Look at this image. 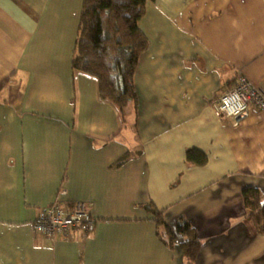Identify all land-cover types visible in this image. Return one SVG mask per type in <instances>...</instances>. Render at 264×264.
<instances>
[{"label":"crops","instance_id":"crops-1","mask_svg":"<svg viewBox=\"0 0 264 264\" xmlns=\"http://www.w3.org/2000/svg\"><path fill=\"white\" fill-rule=\"evenodd\" d=\"M83 1L0 0V264H185L151 205L197 229V264H264L243 196L264 201V110L236 123L214 108L240 76L264 88V0L149 1L125 122L72 67ZM56 201L88 205L85 240L34 232Z\"/></svg>","mask_w":264,"mask_h":264},{"label":"trees","instance_id":"trees-1","mask_svg":"<svg viewBox=\"0 0 264 264\" xmlns=\"http://www.w3.org/2000/svg\"><path fill=\"white\" fill-rule=\"evenodd\" d=\"M149 1L156 0L83 1L72 67L97 79L100 97L117 108L124 122L139 107L135 72L141 56L149 49L139 22ZM127 160L124 157L120 164ZM207 161V156L197 149L187 152L189 165L203 166ZM243 196L250 225L255 233L264 234V201L260 190L245 189ZM149 210L155 216L162 241L170 249L180 248L185 264H197L202 242L193 224L181 216L174 231L165 222V211L153 205Z\"/></svg>","mask_w":264,"mask_h":264},{"label":"built area","instance_id":"built-area-1","mask_svg":"<svg viewBox=\"0 0 264 264\" xmlns=\"http://www.w3.org/2000/svg\"><path fill=\"white\" fill-rule=\"evenodd\" d=\"M264 110V88L255 86L247 77L240 76L236 86L224 93L215 104L216 114L233 119L236 123L248 117L251 108ZM56 201L39 212L33 223L36 234L52 241L60 236L72 237L79 232L85 240L97 226V220L88 205L77 201L63 205Z\"/></svg>","mask_w":264,"mask_h":264},{"label":"rangeland","instance_id":"rangeland-1","mask_svg":"<svg viewBox=\"0 0 264 264\" xmlns=\"http://www.w3.org/2000/svg\"><path fill=\"white\" fill-rule=\"evenodd\" d=\"M12 86H13V85H12ZM14 89H15L16 91H18V89H16V88H14ZM15 90H14V91H15ZM16 91H15V92H16Z\"/></svg>","mask_w":264,"mask_h":264}]
</instances>
